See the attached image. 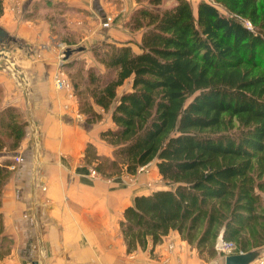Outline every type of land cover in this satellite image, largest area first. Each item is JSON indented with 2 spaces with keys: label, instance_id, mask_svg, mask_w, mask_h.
<instances>
[{
  "label": "trees",
  "instance_id": "obj_1",
  "mask_svg": "<svg viewBox=\"0 0 264 264\" xmlns=\"http://www.w3.org/2000/svg\"><path fill=\"white\" fill-rule=\"evenodd\" d=\"M133 1L124 29L141 31L137 52L102 41L88 50L93 66L78 59L61 69L85 124L104 114L113 124L99 135L111 158L88 144L85 164L110 180L152 163L171 185L134 196L122 211L126 252L176 232L199 256L204 247L214 251L222 228L236 252L263 248L264 0L200 1L195 12L188 0ZM66 12L62 3L40 0L30 15L44 17L72 46L77 35L65 26ZM128 79L131 90L116 101ZM2 99L0 86V152H15L27 122L17 108H1ZM10 165L0 162V201Z\"/></svg>",
  "mask_w": 264,
  "mask_h": 264
},
{
  "label": "crops",
  "instance_id": "obj_2",
  "mask_svg": "<svg viewBox=\"0 0 264 264\" xmlns=\"http://www.w3.org/2000/svg\"><path fill=\"white\" fill-rule=\"evenodd\" d=\"M39 1L21 0L15 5L14 0H2L0 27L23 46V71L18 72L20 77L0 71L1 108H17L27 128L15 152H0V162L8 159L15 167L10 169L0 201V264H201L195 249L176 232L132 253L126 252L120 232H108L118 225L134 196L152 192L146 183L161 177L151 163L149 173L109 181L92 178L83 156L91 144L97 155L111 158L112 148L99 138L101 132L113 128L110 115L86 125L83 117H74L64 108L72 103L54 86L65 63L91 59L88 50L104 40L136 46L140 33L131 39L115 3L53 0L67 8L65 26L77 35V43L67 46L51 33L44 17L30 15ZM67 48L83 51L65 61L60 55ZM130 90L128 79L117 90L116 101ZM13 155L19 158L17 162ZM3 238L9 243L4 245Z\"/></svg>",
  "mask_w": 264,
  "mask_h": 264
},
{
  "label": "rangeland",
  "instance_id": "obj_3",
  "mask_svg": "<svg viewBox=\"0 0 264 264\" xmlns=\"http://www.w3.org/2000/svg\"><path fill=\"white\" fill-rule=\"evenodd\" d=\"M188 1L192 5V7L194 9L193 11L195 12L196 6L200 1H210V0H188ZM107 2H111V3L116 4V6L118 7V10L120 11V14L123 15V18H122L123 26L126 23V21L128 20L130 14L137 8V5L135 4V2L133 0H107ZM219 10L221 12L225 13L221 8H219ZM248 24L249 23L246 22L247 27L250 28V25H248ZM129 33L132 34L131 39H133L135 36H139V35H133L135 32H129ZM138 33H140V36H141V31ZM104 41H106V40H104ZM135 45L136 46H132V47H133L134 51L137 52L138 51L137 43ZM71 49H76V48H71ZM10 59L12 60L11 62L13 64H12V66L9 64V62H8V64H9V68H11L12 72H9L8 70L6 72L9 73L10 75L13 74L14 71H17V73L18 72L21 73L23 71L22 64H20V61L23 60L22 54H20V52L17 51V55H11ZM60 59H62V60L64 59V52L60 55ZM81 60H83V62H85V64L88 66L94 65L92 58L88 60L87 58L83 57ZM61 72H62V70H61ZM19 84L21 85V83H19ZM76 106H77V104H76ZM74 117H77V115H75ZM148 167L149 166L147 165L143 168H140L141 170L139 169L137 173H141L143 171H147L149 173ZM91 171H93V170L92 169L90 170V176L92 178H101V179L109 181V179L102 178L99 175L92 176ZM151 179L152 180L147 182L146 185H147V188H150L152 191L157 190V189H169V188H171V185L169 183L163 181L162 179H157V178L154 179L153 177ZM108 232H120L119 226L117 225L116 227H111L110 231H108ZM220 232L218 233L217 238L214 241H212V243H211L212 248H213L212 250H214V251H210V247L207 246V247H204L203 251L200 252L199 259L201 260V264H224V258L222 256H220L215 249L217 241L219 239H222V236H220ZM121 241H122V238H121Z\"/></svg>",
  "mask_w": 264,
  "mask_h": 264
},
{
  "label": "water",
  "instance_id": "obj_4",
  "mask_svg": "<svg viewBox=\"0 0 264 264\" xmlns=\"http://www.w3.org/2000/svg\"><path fill=\"white\" fill-rule=\"evenodd\" d=\"M22 50L23 46L18 43V40L0 27V71L6 72L8 70L9 72H12L11 68H9L8 59L11 58V55H17V51L20 52ZM82 50L83 48H67L64 51V59L67 60L73 53H77ZM13 74L20 77L17 71H14ZM223 230L224 229L222 228L220 236H222ZM263 251L264 248H258L248 252L232 254L224 257V264H251L261 255Z\"/></svg>",
  "mask_w": 264,
  "mask_h": 264
},
{
  "label": "built area",
  "instance_id": "obj_5",
  "mask_svg": "<svg viewBox=\"0 0 264 264\" xmlns=\"http://www.w3.org/2000/svg\"><path fill=\"white\" fill-rule=\"evenodd\" d=\"M21 0H14L15 5L20 4ZM54 86L56 90L65 92L67 98L71 101L72 104L65 106L64 108L77 115L78 118H82L83 116L78 113V110L76 108V99L73 94L72 85L70 84L69 80L61 73L57 74L54 80ZM13 159L15 162L19 160V158L16 155H13ZM14 166H9V169H13ZM141 170V169H140ZM92 176H97L95 171H91ZM216 251L220 256L223 258L232 254H237L239 252H236V246L232 242H226L223 239H219L215 246ZM251 264H264V251L261 253V255Z\"/></svg>",
  "mask_w": 264,
  "mask_h": 264
}]
</instances>
